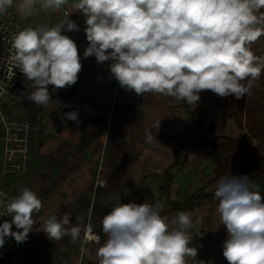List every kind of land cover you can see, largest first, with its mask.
I'll return each mask as SVG.
<instances>
[{"label":"clouds","instance_id":"obj_1","mask_svg":"<svg viewBox=\"0 0 264 264\" xmlns=\"http://www.w3.org/2000/svg\"><path fill=\"white\" fill-rule=\"evenodd\" d=\"M14 3L21 16L29 17L59 10L69 0H0V16ZM70 7L86 17L89 43L83 57L111 61L112 78L139 96L159 94L190 106L209 90L222 98L241 99L251 94L264 71V58L250 47L264 34V0H73ZM78 30L68 18L13 35L11 59L29 82L27 98L37 106L52 101L50 85L64 89L78 81L81 56L76 42L63 34ZM64 118L79 123L77 110L64 113ZM154 141L156 135L146 129L145 142ZM98 186L107 184L101 180ZM214 196L227 231L223 256L228 264H264V196L259 186L247 175L223 176ZM5 199L0 217L11 220L0 224V248L7 237L25 242L43 208L42 199L27 187L11 198L0 191V203ZM110 199L117 203L101 219L106 239L96 249V264H188V258L196 259L190 212L169 218L161 214V202ZM41 220L39 230L52 241L65 236L75 241L83 231L89 241L100 244L94 226L73 224L70 212ZM13 225L19 231H12Z\"/></svg>","mask_w":264,"mask_h":264},{"label":"crops","instance_id":"obj_2","mask_svg":"<svg viewBox=\"0 0 264 264\" xmlns=\"http://www.w3.org/2000/svg\"><path fill=\"white\" fill-rule=\"evenodd\" d=\"M72 2L67 5L70 15L64 16L59 9L53 16L59 23L69 18L79 27L78 31L63 33L76 42L81 56L83 67L78 81L64 89L50 85L52 101L47 107L37 106L27 95L23 101L15 100L26 102L31 110L25 119L30 127V151L19 191L27 187L36 192L43 208L25 242L6 238L7 246L0 248V264H96V249L106 239L101 219L117 203L110 197H120L121 203L161 202V214L169 218L180 211L190 212L192 246L198 254L196 259L188 258V264H228L223 256L227 231L216 211L219 201L210 200L207 194L215 191L219 179L226 176L222 163L230 153L205 146L188 152L185 145L195 138L194 132H187L191 114L198 109L204 110L198 128L201 141L238 143L246 129L235 122L228 106L217 104V95L210 90L202 91L196 106H190L159 94L144 97L120 86L116 89L111 61L97 63L94 56L83 57L89 43L84 31L86 17L70 7ZM11 9L23 25L29 24L15 3ZM73 110L79 113V123L64 118V113ZM146 129L152 130L158 142H145ZM100 154L104 155L100 178L106 187L95 186ZM251 180L264 196V178ZM162 194L165 200H161ZM192 197L197 198L189 208L172 207ZM66 211L71 213L73 224L82 228L93 225L101 235L100 244L84 243L83 231L75 241L69 236L52 241L39 230L41 218L60 217ZM6 219L11 217L2 218L0 224ZM15 229L13 225L12 231Z\"/></svg>","mask_w":264,"mask_h":264},{"label":"rangeland","instance_id":"obj_3","mask_svg":"<svg viewBox=\"0 0 264 264\" xmlns=\"http://www.w3.org/2000/svg\"><path fill=\"white\" fill-rule=\"evenodd\" d=\"M54 13L56 12L49 10L47 12H39L38 16L37 13L27 18L23 16L25 21L30 24L25 26H55L59 23V19L53 16ZM252 51L256 56L264 58V44L252 46ZM230 102L235 107L234 115L236 114L235 116L240 120L241 125L246 131H250V128L253 126H256V129L254 133L250 132L251 135L248 133L247 143H239L230 148L233 149L235 153H233L231 158L225 157L222 163V171L226 176L233 175L237 166H241L238 159L244 158L243 166L246 164L247 167H242V171L240 170L236 175H239L244 169H247L253 164L259 163L264 158V71H262L260 79L255 82L251 94L245 96L242 103L236 100V98L231 99ZM0 112L3 114L5 120L8 117L6 121L18 123H16V125L10 124L9 126L16 130L7 133L0 122V191L6 193L8 198H11L18 195L21 191H19V186L22 181L20 175L22 174L24 163L28 159L30 151L29 138L27 136L30 127H28L26 132L18 131L17 128H19L20 122L26 121V117L28 115L30 116L31 110L26 102L9 100L0 104ZM7 137L18 138L19 140L14 143L8 141L7 146L5 141ZM20 139L23 140L20 141ZM6 146L11 152L6 151ZM19 149L22 151L20 152ZM225 152L226 151H224V153ZM239 153H242V155L240 156ZM263 166L264 164L261 165V167ZM262 176L264 177V172ZM6 201L8 200L5 199L0 203V211ZM2 218L4 217H0V220ZM13 231L15 232L17 230L15 229Z\"/></svg>","mask_w":264,"mask_h":264},{"label":"built area","instance_id":"obj_4","mask_svg":"<svg viewBox=\"0 0 264 264\" xmlns=\"http://www.w3.org/2000/svg\"><path fill=\"white\" fill-rule=\"evenodd\" d=\"M64 16L69 15L67 5L61 7ZM27 26L23 25L18 19L17 15L11 9L0 16V104L9 100L23 101L26 98V93L29 89V82L25 79L23 73L16 67L15 62L11 59L14 54V49L12 48V37L15 33L23 30ZM119 83L116 81V89ZM8 120V117L6 118ZM3 114L0 112V122L7 133H11L12 130L9 125H16L17 122L6 121ZM18 124V123H17ZM18 131L26 132L29 125L27 121L19 123ZM18 138H6V145L9 142H18ZM23 139H20V141ZM8 146V145H7ZM6 146V151L11 152ZM104 165V155L100 154L97 158V173L95 175V186H98V181H104L100 178V170ZM2 207L1 211H4L6 204ZM83 242H93L89 241L85 233L83 234Z\"/></svg>","mask_w":264,"mask_h":264},{"label":"trees","instance_id":"obj_5","mask_svg":"<svg viewBox=\"0 0 264 264\" xmlns=\"http://www.w3.org/2000/svg\"><path fill=\"white\" fill-rule=\"evenodd\" d=\"M260 12L264 13V8H262L260 10ZM260 27L264 28V25H261ZM263 44H264V34H262L254 43L251 44V46H250L251 50H252V46H260V45H263ZM251 92H252V89H251ZM233 98H235L233 95L228 96V97H223V98L219 97V96H216L215 101L219 105L228 106V108L230 110V115L234 118L235 122L238 125H241L240 120L235 116L236 114L234 115L235 107L230 102V100L233 99ZM243 99H244V97L241 98V99H236V100H239L242 103ZM203 111H204L203 109H198V110L194 111L191 114V123H190V126H189V130L187 132V135L190 132H194L195 133V138H194V140L191 143H187L185 145V147H186L188 152L191 151L192 149H194V147H197V146L209 147L212 150L220 147L223 151L229 152L230 155H228V158L229 157L231 158L233 156V153H235V152H234L233 149H230V148L234 147L236 144H239V143H247L248 142V133L250 134V132H253V133L255 132L256 126H253L252 128H250V131L249 130L246 131V134L242 137L240 142L235 143V142L230 140V145H228V144H222L221 145V144L216 143V141H214V140H212V141H201L200 140V136L198 134V128H199V125H200V123L202 121ZM239 154H240V156L242 155V153H239ZM243 159H238V161H240L241 166H237V168H236V170H235L233 175H236L238 172H240L242 167H247L246 164L243 166V164H244V160ZM262 164H264V158L259 163L253 164L252 166L248 167L247 169H244L243 172L240 173L239 175L240 176L247 175L250 178H264L262 176V173L264 172V166L261 167ZM218 174H220L219 169H218ZM164 197L165 196L162 194L161 200H165ZM207 197L210 200H216V198L214 196V191L209 193V194H207ZM196 198L197 197H192L190 200L184 202L183 204H179V205L173 204L172 207L176 208L178 210L187 209V208H189L191 206V204H192L191 202L193 200H196Z\"/></svg>","mask_w":264,"mask_h":264}]
</instances>
